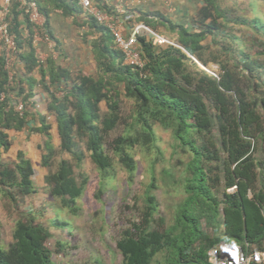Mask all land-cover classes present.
Returning <instances> with one entry per match:
<instances>
[{
	"label": "trees",
	"instance_id": "obj_1",
	"mask_svg": "<svg viewBox=\"0 0 264 264\" xmlns=\"http://www.w3.org/2000/svg\"><path fill=\"white\" fill-rule=\"evenodd\" d=\"M35 1L53 38L49 11ZM52 1L65 16L85 12L77 0ZM227 2L203 0L193 28L158 12L142 13L137 23L157 32H177L174 41L181 46L156 45L141 31L138 45L146 61L142 69L125 64L111 33L88 15L85 24L98 35L91 42L95 76L73 73L52 59L44 65L25 9L13 2L10 27L26 72L17 78L15 68L10 77L0 56V194L18 206L36 192L35 168L24 151L13 163L3 160L12 146L11 130L29 127L41 134L47 151L42 164L48 166L56 153L49 115L55 117L60 152L70 157L62 158L45 180L50 194L74 209L84 187L75 169L82 166L86 151L101 171H109L118 159L133 182L135 150L155 153L157 159L163 156L156 133L160 126L190 155L183 182L186 196L174 223L167 226L156 217L159 205L152 180L138 222L117 242L123 264H211L209 251L222 241L249 253L264 252V63L247 52L243 37L235 33L244 25L261 32L264 22L240 16L237 3ZM102 8L107 10L106 5ZM198 61L209 69L215 65L218 77ZM35 69L39 80L33 76ZM38 85L47 93L48 113L35 109ZM122 101L132 104L126 116ZM30 117L38 118L37 124L30 125ZM22 214L14 226V242L9 248L0 244V264H55L47 246L49 230L32 213Z\"/></svg>",
	"mask_w": 264,
	"mask_h": 264
},
{
	"label": "rangeland",
	"instance_id": "obj_2",
	"mask_svg": "<svg viewBox=\"0 0 264 264\" xmlns=\"http://www.w3.org/2000/svg\"><path fill=\"white\" fill-rule=\"evenodd\" d=\"M234 2L239 7L237 13L240 16L250 21L258 18L264 22V0H228L227 5L231 6ZM235 30L243 37V47L247 52L264 63V28L258 32L250 25H244ZM88 57H85L86 64L82 68L96 75ZM75 66L79 67L74 62L71 67ZM47 106L48 101L44 105L39 102L35 109L48 113ZM122 106L126 116L132 104L122 101ZM101 108L102 112L107 111L105 102L101 103ZM29 110L34 113L33 106ZM49 122L56 153L48 166L42 164L47 151L44 149L45 138L41 134H28L26 130L9 131L12 146L9 152L3 154V160L13 163L19 150H23L35 168L36 192L27 195L18 206L0 194V244L3 247L9 248L14 242L13 231L18 215L30 210L36 220L49 230L47 246L52 251L55 264H123L117 242L125 229L138 222L144 207L145 191L154 178L156 188L153 193L159 205L156 217L162 218L167 226L174 223L178 208L186 196L183 182L190 155L177 145L170 130L156 127L163 151L160 159L155 153L135 150L138 169L133 182L118 159L114 160L109 171H101L86 151L82 166L75 169L77 178L84 186L83 192L77 198L74 209H71L54 198L46 184V176L57 169L59 161L70 157L60 152V137L52 114L49 115ZM161 257L159 255L158 258Z\"/></svg>",
	"mask_w": 264,
	"mask_h": 264
},
{
	"label": "crops",
	"instance_id": "obj_3",
	"mask_svg": "<svg viewBox=\"0 0 264 264\" xmlns=\"http://www.w3.org/2000/svg\"><path fill=\"white\" fill-rule=\"evenodd\" d=\"M44 8L49 11L50 24L49 29L53 35L56 47L52 48L45 42H40L38 45L37 55L44 65L47 64L49 59L55 60L57 64L68 68L73 73L82 72L86 75H94L87 73L82 67L85 57L90 56L93 68L96 69V60L92 50L91 42L98 37L93 33L88 24H85L89 16L86 12L74 17L65 16L56 7L55 1L52 0H38ZM70 2V0H67ZM203 0H110L106 5L107 10L113 13H119L121 17L127 18L126 34H130L133 27L137 25L138 19L142 13L158 12L163 14L167 19L172 20L174 23L183 24L186 27L193 28V21L198 10L201 8ZM227 4V3H226ZM141 23V22H140ZM161 32L173 40L178 38L177 32H168L165 28ZM160 32V33H161ZM79 65L75 68L71 67L73 63ZM213 65L211 68H215ZM16 77H24L25 63L21 60L16 65ZM97 73V72H96ZM33 76L39 80L40 73L35 69ZM95 76V75H94ZM37 106L39 102L43 105L47 99V93L43 88L38 85L36 88ZM48 107V106H47ZM30 125H35L38 118L30 117ZM28 134H34L30 131L29 127L25 129ZM20 151V150H19ZM23 151V150H22ZM30 213V210H26ZM25 214V213H24ZM23 214L18 215L21 217Z\"/></svg>",
	"mask_w": 264,
	"mask_h": 264
},
{
	"label": "built area",
	"instance_id": "obj_4",
	"mask_svg": "<svg viewBox=\"0 0 264 264\" xmlns=\"http://www.w3.org/2000/svg\"><path fill=\"white\" fill-rule=\"evenodd\" d=\"M110 0H77L78 4L85 10L87 15L94 18L100 25L104 26L113 36L116 47L123 53L124 62L127 65L142 69L146 61L142 57L139 45L138 35L141 31H146L149 37L156 45H174L181 48L174 40L164 34L157 32L144 23L135 25L130 34H126L127 18L121 17L119 13L109 12L102 8ZM13 2L20 3L25 9L29 21L32 24L33 44L38 50L40 42L47 43L50 47H56L55 41L45 27L46 18L39 9L35 0H0V56L5 61V68L8 70L10 77L14 75V69L19 58V47L15 35L11 32L10 27V10ZM29 32L26 31L25 36ZM189 56L197 61L190 53ZM211 75L218 77L215 69L203 67ZM18 110H23V103L18 105ZM230 190H233L230 189ZM209 261L211 264H264V252L255 251L249 253L241 245L231 244L222 241L209 251Z\"/></svg>",
	"mask_w": 264,
	"mask_h": 264
},
{
	"label": "water",
	"instance_id": "obj_5",
	"mask_svg": "<svg viewBox=\"0 0 264 264\" xmlns=\"http://www.w3.org/2000/svg\"><path fill=\"white\" fill-rule=\"evenodd\" d=\"M199 65L203 68L204 66L202 64L199 63Z\"/></svg>",
	"mask_w": 264,
	"mask_h": 264
}]
</instances>
